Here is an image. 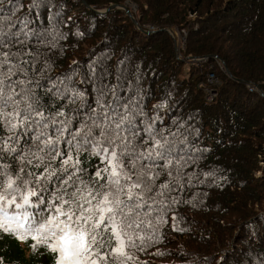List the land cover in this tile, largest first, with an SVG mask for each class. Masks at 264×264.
Wrapping results in <instances>:
<instances>
[{
  "label": "trees",
  "instance_id": "obj_1",
  "mask_svg": "<svg viewBox=\"0 0 264 264\" xmlns=\"http://www.w3.org/2000/svg\"><path fill=\"white\" fill-rule=\"evenodd\" d=\"M128 1L139 6L133 17L110 7ZM30 3L0 0V16L11 15L14 7L13 21L27 18L36 31L65 34L51 50L35 39L29 45L41 64H52L46 76L58 81L75 72L70 86L84 91L92 107L96 88L117 82L125 101L139 92L138 103L150 116L152 105L164 100L158 123L175 131L176 121L189 147L203 152L188 169L197 174L193 186L178 193L183 200L195 197L196 206L175 207V222L169 213L162 238L139 259L149 254L154 264H264V0H44L39 8ZM147 23L155 26L152 33ZM172 28L187 31L183 58ZM189 57L207 61L190 65ZM210 74L219 83H209ZM205 87L216 91L210 100ZM81 158L89 172L98 163L87 152ZM4 159L16 166L13 158ZM54 187L55 180L44 195ZM19 236L0 229V264H53L43 243L31 234ZM157 250L163 255H154Z\"/></svg>",
  "mask_w": 264,
  "mask_h": 264
},
{
  "label": "snow or ice",
  "instance_id": "obj_2",
  "mask_svg": "<svg viewBox=\"0 0 264 264\" xmlns=\"http://www.w3.org/2000/svg\"><path fill=\"white\" fill-rule=\"evenodd\" d=\"M43 3L31 0L29 8ZM15 11L0 16V131L6 133L0 136V229L20 239L31 234L53 254V264H147L137 254L160 241L169 213L175 222V207L196 206L195 197L178 193L193 186L197 174L188 169L203 152L189 147L176 121L175 131L158 123L164 100L150 116L139 92L125 101L117 82L96 88L92 107L84 91L70 86L75 72L58 81L46 76L52 64H41L29 45L35 39L51 50L65 34L36 31L27 18L13 21ZM85 152L98 161L91 172L83 166ZM53 180L58 187L45 196Z\"/></svg>",
  "mask_w": 264,
  "mask_h": 264
},
{
  "label": "rangeland",
  "instance_id": "obj_3",
  "mask_svg": "<svg viewBox=\"0 0 264 264\" xmlns=\"http://www.w3.org/2000/svg\"><path fill=\"white\" fill-rule=\"evenodd\" d=\"M127 8L132 12V14L134 12L137 13L139 11V6L137 4H134L133 2H130V1L127 2ZM103 10L105 11L106 9H103ZM145 25L148 27L147 30L150 31V33L153 32L152 31L153 29L155 30V26H153L152 24L147 23ZM168 31H170V33L173 35V37L175 39V43H176L175 46H176V49H177L178 57L179 58H183L182 52H180V50L185 45L186 35H187L186 32L187 31L184 30V29L179 30L177 28L168 29ZM206 59H207L206 57H199V58L193 57V58L185 59V61L188 62V64L192 65V64H195V63H197V64L204 63V62L207 61ZM218 63H219L220 66L223 67L224 64L222 63V61L221 62L218 61ZM211 79H212V75H210L209 81H211ZM216 79H217V81H216ZM214 80H215V82L219 83V78L214 77ZM205 90H206V87H205ZM210 94L211 93L207 94V98L209 100L212 99L215 96L216 91H214L213 95H210ZM167 245H168L167 243L164 244L166 249H168Z\"/></svg>",
  "mask_w": 264,
  "mask_h": 264
},
{
  "label": "clouds",
  "instance_id": "obj_4",
  "mask_svg": "<svg viewBox=\"0 0 264 264\" xmlns=\"http://www.w3.org/2000/svg\"><path fill=\"white\" fill-rule=\"evenodd\" d=\"M172 234L173 233H171L168 236V241L164 242V243H168L169 244V247H170V241H173V235ZM171 247H173V246H171ZM137 255H138V257H142V253H138ZM143 258H144V261L147 262V264H154V262L150 259L149 254H143Z\"/></svg>",
  "mask_w": 264,
  "mask_h": 264
},
{
  "label": "water",
  "instance_id": "obj_5",
  "mask_svg": "<svg viewBox=\"0 0 264 264\" xmlns=\"http://www.w3.org/2000/svg\"><path fill=\"white\" fill-rule=\"evenodd\" d=\"M110 7H111V8H117V7H119V8H121V9L125 10L126 13H127L128 15L132 16V12L127 8L126 5H122V6L112 5V6H110ZM107 10H109V8H108ZM107 10H105V11H107ZM99 12H103V11H99ZM132 17H133V16H132ZM133 19H134V18H133ZM147 32L150 33L149 31H147ZM189 58H192V57H189ZM189 58H187V59H189ZM222 63L224 64V62H222ZM226 70H227V72H229L227 68H226Z\"/></svg>",
  "mask_w": 264,
  "mask_h": 264
},
{
  "label": "built area",
  "instance_id": "obj_6",
  "mask_svg": "<svg viewBox=\"0 0 264 264\" xmlns=\"http://www.w3.org/2000/svg\"><path fill=\"white\" fill-rule=\"evenodd\" d=\"M210 75H212V79H211V81H209V78H210ZM209 75V78H208V81H209V83H211V84H216L217 82H215V80H214V75L213 74H210ZM216 81H217V79H216ZM207 91H208V93H211L210 95H213L214 94V91L212 90V89H208L207 88Z\"/></svg>",
  "mask_w": 264,
  "mask_h": 264
}]
</instances>
